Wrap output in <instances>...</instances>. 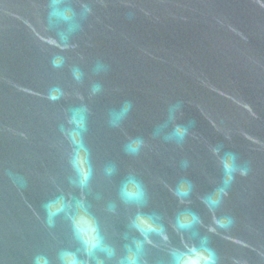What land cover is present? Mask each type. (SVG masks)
<instances>
[{"label":"water","instance_id":"water-1","mask_svg":"<svg viewBox=\"0 0 264 264\" xmlns=\"http://www.w3.org/2000/svg\"><path fill=\"white\" fill-rule=\"evenodd\" d=\"M208 249L264 264V0H0V264Z\"/></svg>","mask_w":264,"mask_h":264},{"label":"clouds","instance_id":"clouds-1","mask_svg":"<svg viewBox=\"0 0 264 264\" xmlns=\"http://www.w3.org/2000/svg\"><path fill=\"white\" fill-rule=\"evenodd\" d=\"M89 10L90 9H86V11H89ZM50 15H60L64 19H68V17L66 15H64V13H60V12H52V13H50ZM61 38L66 40V37H61ZM53 66L54 67H59L60 66L59 61L58 60H54L53 61ZM76 76H77V79L80 78V74L78 72H77ZM98 87L99 86L94 87L93 91L98 90ZM49 98L50 99H58L59 97L50 96ZM186 132H187L186 128H184L183 126L177 125L175 127V130H174V135L183 138V136L186 134ZM226 155L231 156L233 158V160L235 159V154H233V153H228ZM225 168H226V171L229 172V173L236 170L234 165L233 166L225 165ZM240 172H241L242 175H247L248 169L247 168L240 169ZM88 178H89L88 175L85 174L83 176V178L80 180V184H81L82 188H83L84 185H86ZM217 224L220 227H227L228 226L227 224L223 223L220 220L217 221ZM134 226L138 227V225H135V224H134ZM83 244L85 245V247L88 250L89 254L96 247V244L92 243L91 241H87V240H84ZM207 251H208V256H207V259L205 261V264H216V257H215L214 251L211 250V249H208ZM64 255L65 256H72L70 253H65ZM71 264H79V262L76 260V258L74 256H72ZM120 264H139V261H137L135 259H132V260H124V259H122L120 261Z\"/></svg>","mask_w":264,"mask_h":264}]
</instances>
